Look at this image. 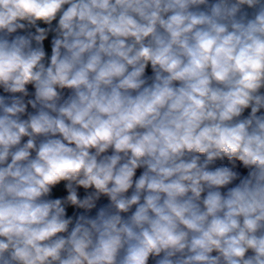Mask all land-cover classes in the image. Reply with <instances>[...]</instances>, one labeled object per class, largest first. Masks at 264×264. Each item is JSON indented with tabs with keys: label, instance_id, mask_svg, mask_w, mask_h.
I'll return each mask as SVG.
<instances>
[{
	"label": "clouds",
	"instance_id": "clouds-1",
	"mask_svg": "<svg viewBox=\"0 0 264 264\" xmlns=\"http://www.w3.org/2000/svg\"><path fill=\"white\" fill-rule=\"evenodd\" d=\"M0 264H264V0H0Z\"/></svg>",
	"mask_w": 264,
	"mask_h": 264
},
{
	"label": "crops",
	"instance_id": "crops-1",
	"mask_svg": "<svg viewBox=\"0 0 264 264\" xmlns=\"http://www.w3.org/2000/svg\"><path fill=\"white\" fill-rule=\"evenodd\" d=\"M45 47H46V50H47V51L49 52V54H50V44H49L48 41L45 42ZM30 90H31V89H30ZM245 114H247V112H246ZM65 194H66V193H65V191H64V189H63V185H60V186H58L56 189H54V196L59 197V196H63V195H65ZM69 214H71V211H70Z\"/></svg>",
	"mask_w": 264,
	"mask_h": 264
},
{
	"label": "trees",
	"instance_id": "trees-1",
	"mask_svg": "<svg viewBox=\"0 0 264 264\" xmlns=\"http://www.w3.org/2000/svg\"><path fill=\"white\" fill-rule=\"evenodd\" d=\"M240 171L242 172V174H246V170H244V169L241 168Z\"/></svg>",
	"mask_w": 264,
	"mask_h": 264
}]
</instances>
